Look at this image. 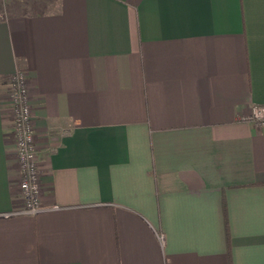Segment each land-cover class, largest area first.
<instances>
[{
  "label": "crops",
  "instance_id": "crops-1",
  "mask_svg": "<svg viewBox=\"0 0 264 264\" xmlns=\"http://www.w3.org/2000/svg\"><path fill=\"white\" fill-rule=\"evenodd\" d=\"M0 22V264H264V0H18ZM24 71L41 203L6 81ZM162 234L163 239H159Z\"/></svg>",
  "mask_w": 264,
  "mask_h": 264
},
{
  "label": "built area",
  "instance_id": "built-area-1",
  "mask_svg": "<svg viewBox=\"0 0 264 264\" xmlns=\"http://www.w3.org/2000/svg\"><path fill=\"white\" fill-rule=\"evenodd\" d=\"M0 0V22L6 20L7 9ZM6 103L12 113V138L18 161L22 205L17 212L36 214L45 209L41 203V175L38 160L37 130L29 93V80L22 70L7 78ZM239 121L264 126V104H252ZM162 240V234H159Z\"/></svg>",
  "mask_w": 264,
  "mask_h": 264
},
{
  "label": "rangeland",
  "instance_id": "rangeland-1",
  "mask_svg": "<svg viewBox=\"0 0 264 264\" xmlns=\"http://www.w3.org/2000/svg\"><path fill=\"white\" fill-rule=\"evenodd\" d=\"M3 1L5 8H8V6L13 5V3L17 2L18 0H3Z\"/></svg>",
  "mask_w": 264,
  "mask_h": 264
}]
</instances>
